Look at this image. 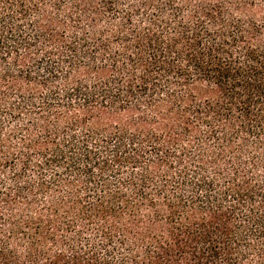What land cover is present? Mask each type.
I'll use <instances>...</instances> for the list:
<instances>
[{"label": "trees", "instance_id": "16d2710c", "mask_svg": "<svg viewBox=\"0 0 264 264\" xmlns=\"http://www.w3.org/2000/svg\"><path fill=\"white\" fill-rule=\"evenodd\" d=\"M0 264H264V0H0Z\"/></svg>", "mask_w": 264, "mask_h": 264}]
</instances>
